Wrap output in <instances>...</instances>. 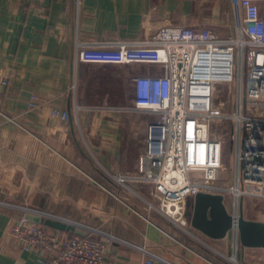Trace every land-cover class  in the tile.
<instances>
[{"label": "crops", "instance_id": "obj_1", "mask_svg": "<svg viewBox=\"0 0 264 264\" xmlns=\"http://www.w3.org/2000/svg\"><path fill=\"white\" fill-rule=\"evenodd\" d=\"M174 24L226 37L231 0H0V76L8 81L0 84V108L14 120H0V264H40L9 234L23 214L40 216L51 232L113 235L120 241L108 247L107 264H146L151 255L173 264H234L232 257L264 264V249L234 237L215 240L194 229L183 233L186 241L177 238L166 229L173 224L146 208L142 185L122 186L110 175L137 171L156 116L94 101L131 106L130 79L161 71L84 63L77 53L81 45L139 41ZM52 109L67 111L68 121ZM258 208L264 216V203Z\"/></svg>", "mask_w": 264, "mask_h": 264}, {"label": "built area", "instance_id": "obj_2", "mask_svg": "<svg viewBox=\"0 0 264 264\" xmlns=\"http://www.w3.org/2000/svg\"><path fill=\"white\" fill-rule=\"evenodd\" d=\"M79 1V0H78ZM232 32L220 36L214 29L166 25L139 41L81 45L77 59L89 64H149L160 73L136 75L131 106H110L120 113H152L146 148L135 173L110 174L120 185L145 188L146 208L157 212L178 229L190 233L191 203L199 191L222 194L230 213L239 216L247 199L264 201V0H231ZM0 84L8 81L0 76ZM233 85L232 104L217 102L219 86ZM32 95L28 106H38ZM51 115L68 121L67 111ZM0 120L14 122L0 108ZM228 125L234 148L232 184L219 186L223 170L222 135L212 126ZM217 185H206L194 180ZM192 227V226H191ZM236 242L239 231L233 228ZM10 236L21 248L38 256L40 264H107V249L120 241L111 234L88 235L51 232L20 216ZM148 253L146 247L139 249ZM151 255V254H150ZM239 264L236 257L230 259ZM146 264H173L151 255Z\"/></svg>", "mask_w": 264, "mask_h": 264}, {"label": "water", "instance_id": "obj_3", "mask_svg": "<svg viewBox=\"0 0 264 264\" xmlns=\"http://www.w3.org/2000/svg\"><path fill=\"white\" fill-rule=\"evenodd\" d=\"M224 200L222 194L197 192L191 203L192 228L215 240L227 237L233 228H237L241 245L264 249V222L246 219L243 211L237 217L232 215ZM26 217L31 222L42 223L40 216L27 214Z\"/></svg>", "mask_w": 264, "mask_h": 264}, {"label": "rangeland", "instance_id": "obj_4", "mask_svg": "<svg viewBox=\"0 0 264 264\" xmlns=\"http://www.w3.org/2000/svg\"><path fill=\"white\" fill-rule=\"evenodd\" d=\"M232 94H233V85L219 86L218 92L216 94V100H217V102L224 101L225 105H226L225 108L227 110V109H229V107L232 104ZM91 102H93V101H91ZM94 102H97L96 105H98V106H100V105L117 106V105H113L110 101H107V100H99V101H94ZM124 102L125 101H120V103H118L119 104L118 106L125 104ZM228 130H229L228 125L223 124L222 122H218V123L213 124L212 130H211L212 136L214 135V132L217 136H219L218 132L223 133V135H222L223 170H222V178H221L220 182L217 184H219V186L224 187V188H227L228 186H230L232 184L233 169H234V148H233V143L229 139ZM194 180L198 183H201V184L212 185V186L217 185L215 182L203 180V178L200 176H195ZM225 196L227 198V206H228L229 210H231L230 209V207H231L230 197L231 196H229L228 194H226ZM262 203H264V202H261L260 204H262ZM260 204L258 202H256V200H254V199L245 200L244 201V212H243L244 217L246 219H248L249 217H253V214H251V212H254L257 214V215H255L256 218H264L262 210H259V208H258ZM192 211H193V208H192V204H191L190 217L192 215ZM166 229L168 232H170L171 234H173L177 238H179L181 240L186 239L185 238L186 236L183 234L184 231H182L178 228H175L174 226H170V225H167ZM188 229L191 231H194V229L191 226H188ZM197 232L200 233L201 235L206 236L205 234L201 233L200 231H197ZM232 235H233V230H231L227 236L232 237Z\"/></svg>", "mask_w": 264, "mask_h": 264}]
</instances>
